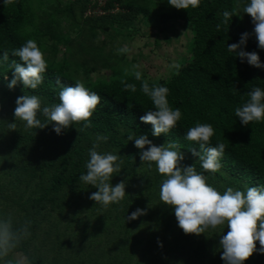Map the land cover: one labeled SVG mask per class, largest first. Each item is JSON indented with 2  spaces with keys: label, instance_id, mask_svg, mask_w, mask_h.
<instances>
[{
  "label": "trees",
  "instance_id": "trees-1",
  "mask_svg": "<svg viewBox=\"0 0 264 264\" xmlns=\"http://www.w3.org/2000/svg\"><path fill=\"white\" fill-rule=\"evenodd\" d=\"M113 2L126 8L124 15L128 18L135 15V10L144 15L151 14L144 6H133L121 0H107L105 8L111 7ZM233 9L235 0H201L197 8L179 9L173 13L174 17L186 21L192 32L188 45L190 58L170 79L149 81L150 85L156 83L168 87L170 93L167 98L170 105L182 111V119L169 133L154 136L153 126L141 122V116L148 110L155 109L150 98L140 90L141 82L135 80L132 75L122 79L84 83L87 88L102 97L101 103L90 118L92 127L84 128L83 122H80L63 129L58 135L53 130L54 122L43 129H28L25 127L26 122L20 127L14 117L16 100L25 94H35L43 97L45 105L59 103L58 93L61 85L74 86L77 80L60 64L48 63V68L43 74L44 83L38 89H25L22 83H18L13 89L7 87L14 71L9 67L11 60L23 63L18 57H12L11 51L31 39V33L25 28L30 13L28 0H14L6 7L3 0H0V158L6 166H12L14 169L9 178L11 187L20 188L21 183L26 186L33 183L32 191L18 199L27 220L32 221L31 227H36L40 224L38 220L44 219L41 216L46 213L43 211L46 205L55 203L58 207L65 206L69 204L70 194L75 189L82 188L79 176L86 174L88 149L98 134L109 137L107 142L101 143L99 151L113 152L120 155L123 161L116 184L126 181L125 198L119 204H111L107 209L92 200L91 205L94 204V207H89V216H94V220L86 223L85 218L81 217L82 225L77 234V241L80 243L85 241V238H90V235L91 239L98 243L101 241L99 251L100 254L105 253V261H98L96 256L94 259L89 258L90 261L85 263L84 259L90 255L87 254L88 250L93 251L96 247L89 249L88 245H83L75 255L78 259L76 264H132L143 252L147 257L141 259V264H176L180 260H183L180 264H184L188 259L183 257L181 250H187L189 258L191 255L195 256L192 249L194 239L183 231L172 237V244L167 240L166 244H160L165 247L164 250H168L166 258L156 259L151 256L152 253L160 252L156 242L162 236L165 238L163 233L171 234L174 226L171 225L170 218L159 226L162 234L155 233V225L145 229L154 232L150 233L151 241L147 246L142 244V237L133 233L132 229L142 232L139 230L144 224L142 217L150 216L156 211L155 201L160 200V185L164 176L159 175L157 170L156 174L146 176L138 173L140 153L147 150L148 146L143 150L135 147L134 140H129V136L136 138L142 134L147 135L156 146L169 141L178 142L184 155L181 165H195L198 172H204L200 167L199 158L194 157L191 151L195 149L199 152V145L186 140L185 135L197 122L210 123L215 129L210 146L214 147L218 142H222L226 149L221 159V169L215 173L204 172L208 183L222 192L228 187L245 191L247 187L264 185V121L243 125L239 117L235 116V108L242 106L249 99L245 93L254 87L264 89V67H254L246 59L242 62L236 52L228 51L227 46L239 43L242 34L248 33L246 44L241 45L239 50L256 52L261 64H264V49L258 47L255 35L242 25L236 10V15L227 24L222 23L223 12ZM106 15L111 17L112 14L100 15L99 20L108 18ZM162 17L165 18V15ZM217 24L221 25L219 30L216 28ZM6 50L9 52L7 63L2 60ZM5 75L8 80L4 79ZM57 76L60 77L61 85L56 83ZM121 81L135 83L137 91H124ZM14 122L17 125L16 130H9L7 123ZM59 196L64 197L62 201H59ZM137 209L145 210V214L134 220L128 219ZM54 217L55 215L49 213L47 218L51 221H47L45 225L53 228V232H64V236L69 234L72 238L74 231L69 229H72L73 225H68V221L64 219L60 221L61 216L57 222H53ZM75 224L79 225L78 221H75ZM109 226L118 231L113 235L114 238H98L95 228L107 230ZM33 228H30L29 238L36 236ZM28 239L22 246L25 253L27 251L24 247ZM218 239L219 237L217 242ZM45 242L54 246L51 240ZM174 246H178V253H171L170 249ZM259 248L257 247V251L250 256L251 264H264V255L258 251ZM48 250L52 251L53 247L50 246ZM69 256V253H61L59 263L69 264L66 262ZM149 256L154 262L149 260ZM202 259L196 257L195 264H203ZM52 260L56 261L54 257ZM37 263L41 264L42 261Z\"/></svg>",
  "mask_w": 264,
  "mask_h": 264
},
{
  "label": "clouds",
  "instance_id": "clouds-1",
  "mask_svg": "<svg viewBox=\"0 0 264 264\" xmlns=\"http://www.w3.org/2000/svg\"><path fill=\"white\" fill-rule=\"evenodd\" d=\"M14 0H3L4 6L11 5ZM201 0H168L169 5L176 9L188 10L197 8ZM243 13L252 18L254 33L258 47L264 49V0H249L243 7ZM235 9L223 12L222 23L227 24L234 16ZM242 19V17H241ZM217 30L221 28L216 25ZM249 34L243 33L239 43L228 45L229 52H236L243 62H247L257 68L264 67L256 52H246L241 45L246 44ZM239 50V51H238ZM128 45L118 49L119 53H129ZM12 57H18L23 63L11 60L9 67L13 69L12 79L7 84L13 89L18 83L24 88L36 90L44 83L43 74L48 68L45 52L37 42L29 39L21 47L11 51ZM3 62L9 61V52H3ZM139 65H133L135 80L140 81V90L148 96L155 110H148L140 117L142 123L153 126L152 134L159 137L167 134L177 127L182 119L180 108L170 105L168 87L153 83L150 85L147 79L142 78ZM174 67H179L175 65ZM8 80L7 75L4 76ZM57 85H61L60 77H56ZM124 91H137L135 83L121 81ZM249 99L235 108V116L239 117L243 125L250 122L264 121V89L254 87L245 93ZM59 103L45 105L43 97L35 94H25L17 98L14 117L16 120L26 122L28 129H43L49 123L54 122L53 130L59 135L62 130L69 126L83 122L84 128L92 127L91 117L102 97L97 92L91 91L83 82L77 80L74 86H63L58 93ZM131 107V105H129ZM41 117L43 119H41ZM9 130H16V123H7ZM215 129L210 123L197 122L190 127L185 135L188 141L196 142L200 151L191 149L192 155L198 157L200 167L204 172L215 173L222 167L221 159L226 145L218 142L216 146H210L211 138ZM107 135L96 136L91 148L88 149L89 159L85 167L86 174H81L79 180L94 186L98 191L90 195V199L107 208L111 204H119L126 196V181H121L115 186L111 180L114 173H120L123 161L120 155L113 152L99 151L101 143L107 142ZM134 140L135 147L145 149L140 153L142 163H153L157 171L162 174L160 185V200L174 208V214L178 226L185 234L200 235L209 229L227 226L228 232L222 235L220 246L223 249L221 259L225 264H243L255 251L256 242L260 244L258 251L264 254V185L247 187L245 191L228 187L222 193L213 185L209 184L204 172H198L195 165L182 166L184 155L178 142L169 141L156 146L147 135H139ZM145 214V210L137 209L128 217L134 220ZM32 221L24 220L22 223L15 222L11 214H0V264H33L32 258L21 251L24 242L31 236L30 228Z\"/></svg>",
  "mask_w": 264,
  "mask_h": 264
},
{
  "label": "rangeland",
  "instance_id": "rangeland-1",
  "mask_svg": "<svg viewBox=\"0 0 264 264\" xmlns=\"http://www.w3.org/2000/svg\"><path fill=\"white\" fill-rule=\"evenodd\" d=\"M91 1L28 0L30 17L25 28L31 33V39L35 40L45 52L47 63L60 64L74 79L90 83L132 76L133 65L140 66L138 70L142 72V77L148 81L168 80L189 60L188 45L192 32L186 21L173 16V13L178 9L169 5L168 0H121L123 3L133 6H144L151 13L148 16L135 10V15H131L130 18L124 15L127 12L126 8L113 2L111 7L105 9V11L108 10L107 13L112 14L111 17L106 15L108 18L105 20H99L98 17L105 13L96 15L98 11L97 9L93 11ZM94 2L97 3V0ZM248 2L249 0H235V10L242 25L255 35L252 18L243 13V7ZM88 4L91 6L89 12L86 11ZM162 15H165V18ZM124 45H128L130 48L129 53L118 52V49ZM175 65H179V67H174ZM17 123L22 127L24 121L17 120ZM155 170L157 169L154 163L152 167H149L148 162L142 163L141 161L138 173L146 176V174H156ZM13 171V167L6 166L0 158V214H11L15 222L22 223L27 220V217L18 203V199L32 191L33 183H30L31 186L21 183L20 188L11 187L9 178ZM118 176L119 173L113 174L111 180L113 186L116 185ZM81 184V189H75L70 194L69 204L58 207L55 203H49L43 210L46 213L41 216L44 219L38 220L40 224L36 227H31L36 231V236L29 238L26 242L24 248L27 252L25 253L23 249L21 251L32 258L33 264H40L37 263L39 261H42L41 264H61L59 256L63 252L70 254L66 262L76 264L78 259L75 258V255L83 245H88L89 249L96 247L93 251L88 250L89 252L84 248V251L86 250L87 254H90L87 259H84L85 263L90 261L89 258L94 259L96 256H98V261H105V253L100 254L99 251L101 241L98 243L95 239H91V235L90 238H85L86 240L82 243L77 241L78 230L82 225L81 217L85 218L86 223L94 220V216H89V207H94V204L91 205L92 200L89 197L98 191L94 186L84 182ZM219 191L222 193L221 190ZM63 198V196H59V201H62ZM155 205L156 211L152 215L142 217L144 224L139 228L142 232L135 229L132 231L138 237H142V244L147 246L151 241L150 233L154 232L145 231V229L155 225V233L162 234L159 226L170 218V223L174 226L171 234L164 232L165 238L162 236L159 240L155 239V241L158 240L156 243L159 244L160 252L151 255L156 259L161 257L164 259L168 255V250L167 248V251L164 250L165 247L160 244L163 242L166 244V240L172 244V237L183 230L178 226L172 206L164 204L161 200L155 201ZM51 209H53L52 212ZM49 213L55 215L53 222H57L61 216L60 221L64 219L68 221V225L72 224L73 227L69 231H74V236L70 238L69 234L64 236V232L62 234L59 231L53 232V228L47 227L45 223L51 221L47 218ZM75 221H78L79 225L75 224ZM106 229L95 228L97 237L113 239V235L118 232L113 230V226ZM91 230L93 231L92 228ZM228 230L227 226H220L216 229H209L200 235L189 234L194 239L192 249L195 256L191 255L189 258L188 251L181 250L183 257L188 259L184 264H195L196 257L203 258V264H225V261L221 259L223 249L219 242L221 236L226 235ZM130 233L132 232L130 231ZM218 237L219 241L217 242ZM45 240L53 241L54 246ZM50 246L53 247L52 251L48 250ZM259 246L260 244L257 242L256 247ZM176 247L178 246L170 249L171 253H178ZM52 257L56 259L55 262ZM145 257L147 254L141 253L138 260L132 264H141V259ZM149 260L153 261L150 256ZM180 261L182 263L183 260ZM180 261L176 264H180ZM243 264H251V258L249 257Z\"/></svg>",
  "mask_w": 264,
  "mask_h": 264
},
{
  "label": "built area",
  "instance_id": "built-area-1",
  "mask_svg": "<svg viewBox=\"0 0 264 264\" xmlns=\"http://www.w3.org/2000/svg\"><path fill=\"white\" fill-rule=\"evenodd\" d=\"M106 1L107 0H101V1H99L98 2V0H97V3H95L94 2V0H92L91 1V6H92V9H93V11L95 10V9H97V13H96V15H100V14H104V13H107L108 12V10L107 11H105V9H108V8H105V3H106ZM91 6H90V4H88V6H87V10L86 11H90L91 9ZM86 15V14H85ZM259 247H261V246H259Z\"/></svg>",
  "mask_w": 264,
  "mask_h": 264
}]
</instances>
